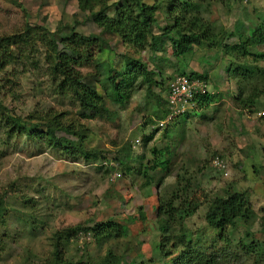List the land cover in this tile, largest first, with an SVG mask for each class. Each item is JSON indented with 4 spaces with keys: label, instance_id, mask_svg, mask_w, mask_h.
I'll list each match as a JSON object with an SVG mask.
<instances>
[{
    "label": "rangeland",
    "instance_id": "rangeland-1",
    "mask_svg": "<svg viewBox=\"0 0 264 264\" xmlns=\"http://www.w3.org/2000/svg\"><path fill=\"white\" fill-rule=\"evenodd\" d=\"M140 1L154 5L151 35L161 33L159 21L162 26L171 24L166 18L167 0ZM198 3L214 42L193 45L184 59H176L167 48L168 41L162 50L150 52L136 50L119 35L105 32L91 17L100 4L81 11L76 0H0V36L28 35V42L9 46L13 60L0 70V264H96L104 261L108 251L121 258L116 264H172L178 253L172 239L181 232L187 234L189 243L183 242L179 250L203 249L210 257L225 250L224 264H264V225L260 222L264 212V97L258 96L245 107L234 99L239 92L245 97L261 89L264 43L254 47L255 57L243 56L233 48L236 35L224 32L239 23V30H246L264 21V0ZM106 14L113 15L112 7ZM70 30L103 40L100 51L98 41L79 47L82 56L76 67L78 92L88 93L92 88L102 97L99 106L81 105L72 89L61 92L59 81L49 72L46 55L65 52L60 35ZM126 58L159 73L150 88L152 97L146 98V83L134 70L123 87L125 100H110L107 83H101L102 66L108 64L118 80ZM238 64L250 70L247 81L234 71ZM191 72H196L204 87L199 95L208 93L210 102L200 107L191 102L184 113L159 127L157 114L165 106L167 80ZM7 117L20 119L25 131L7 135L4 123L11 122ZM48 130L72 147L56 144ZM151 132L152 138L144 144L142 139ZM153 147L160 152L151 154ZM79 150L96 156L86 160ZM135 156L149 167L147 160L167 159V167L124 173V163L118 160ZM131 165L138 168L134 162ZM184 183L190 189L186 199L198 207L184 221L183 229L170 223L172 235L163 244L164 251H159L158 198L168 199ZM227 189L247 197L255 218L226 228L218 238L217 232L206 229L203 215L214 197ZM108 219L121 223L125 234L96 243L86 229ZM76 225L80 230H74ZM198 236L203 238L196 240ZM240 242L256 246L245 255L234 249Z\"/></svg>",
    "mask_w": 264,
    "mask_h": 264
},
{
    "label": "trees",
    "instance_id": "trees-1",
    "mask_svg": "<svg viewBox=\"0 0 264 264\" xmlns=\"http://www.w3.org/2000/svg\"><path fill=\"white\" fill-rule=\"evenodd\" d=\"M107 1L109 0H76V4L81 11L85 9L91 10L96 4H100V8L91 13L92 21L101 26V29H104L105 32H112L115 33V35H119L123 43L130 45L136 50L147 49L150 52L160 51L163 49L165 41H168L169 45L167 48L170 50V54L176 59H184L186 56L185 54L191 51L193 45L203 46L204 44H211L214 42V36L210 33V25L201 19L200 8L202 5L201 3H198V0H167L166 18L171 20V24L168 26H162L161 21H159L158 25H160L162 31L156 35L150 34V25L155 22L154 5L144 4L140 0H115L111 3L112 6H110L107 5ZM109 7H112L113 11V15L110 17L106 14ZM240 25L241 23H239L238 26H235L232 30L230 29L228 31H224L225 35H236L237 43L233 46V48L236 49L240 55L255 57L258 52H253L254 47L256 48L264 43V21L259 20L254 26H248L246 30H239L241 27ZM60 36V40L63 42L65 47V52L46 55V61L50 70L49 72L54 80L59 81L57 88L61 92H65L68 89L74 90L75 94H77L80 99V104L83 106L90 107L93 106L94 103L99 106L102 102V97L100 95H96L95 90L89 88L88 93L78 92V90H81L78 83L80 75L76 67L82 56L81 50L78 48L83 45L84 47H87V43L98 41V51H100L104 44L103 40L101 38L99 39L96 35L84 36L82 34L75 33L72 30H70V33L65 32V34ZM27 38L28 35L24 32L15 35L0 36V70L13 60V52L9 50V46L17 43L18 41L26 43L28 42L26 40ZM40 38L42 39L43 37L40 36ZM50 40L51 43H55L53 38ZM66 50L71 52L73 57L69 56L68 53H66ZM126 60L127 62L124 65V69L118 70L122 77L118 80L115 78L114 71L112 72L110 70L108 64L102 66L103 79L101 83L103 81L107 83L108 91H106V94L109 96L110 100L118 103L125 100L127 94L124 93L123 87L125 82L126 84L128 83L129 75H131L134 70L143 77V80L146 83V98L150 96L152 97L153 94L151 93L150 88L152 85L156 84L157 81L154 79V76H159V73L147 69V67L137 59L126 58ZM243 68L244 64H238L234 71H240L239 74L243 75L242 80L247 81L251 72L247 68ZM187 75L190 78H197L196 72H191ZM262 78L264 81V76ZM251 88L254 89L256 86ZM260 88L261 89L256 91L255 94L249 91V94L245 97L242 96V92H239L234 96V99L244 107L252 105L253 101L258 96L264 97V83ZM156 100L160 102L158 97H156ZM210 100L211 96L208 93H204L199 96L197 95V97L193 99L192 104L200 107L202 103L207 105ZM97 101H99L100 104H98ZM101 109L103 110L104 108L101 107ZM182 111L178 113H181ZM169 112L170 109L165 101L164 108L161 109L159 114H157L159 121L162 120ZM177 114L173 116L171 121ZM7 118L11 120L9 123H4L7 135L25 131L23 126L24 124L20 119ZM1 121L2 120L0 119V122ZM3 122L6 121L4 120ZM48 131L50 138L53 139L56 144L61 146L65 144L68 145V147H72L71 142L65 141L59 137H54L52 131ZM152 136L153 134L151 132L142 139V142L145 144L152 138ZM61 141L63 143H61ZM63 149L68 151L69 154H75L74 151L72 152V150H68L67 147H63ZM150 152L151 154H155L160 151L157 152V149L153 147ZM78 154L86 160L95 158L96 156V153L92 154L90 151L86 152L82 150H79ZM138 158L141 157L135 156L134 158L128 160L125 158L118 160L120 164L124 163V173H129L132 170L143 173L147 170V168L163 169L167 167V159L155 157L152 161L147 160L146 162H151V167H149V165L145 166V164L142 166L138 162ZM132 162L137 164V169L134 165H131ZM148 183L149 181L147 179L144 180L145 185ZM176 190L178 191L172 192L168 199H162L158 196V206L156 208L155 218L157 220V228L162 239V241L156 245V249L159 251H164L163 244L167 242L168 236L170 237L172 235L170 223L175 222L181 226V229H183L184 221L188 217L192 216L198 207V203L193 201L194 204L190 205L189 203L191 202V199H186V196L190 192L187 183L177 185L175 191ZM179 192L182 194L181 196L179 195ZM139 214L140 218H144L142 213ZM203 218L206 229L217 232L218 238H221L223 231L226 228L231 227L238 222L246 224L248 221H252L255 216L251 204L241 191L227 189L224 191L223 195L221 194L215 196L208 204ZM260 222H263L261 223V226H263L264 212L262 216H260ZM74 230H80V226L76 225ZM86 230L91 232V237L96 243H103L110 239H118L125 234L123 225L111 219L95 223L93 227ZM245 234L249 235L250 232L246 230ZM201 238H203V236H198L196 240ZM225 240L226 239L224 238L222 241L225 242ZM185 241L186 243H189V239L185 232H181L172 239V247L174 249H178L177 255L172 258V264H224L228 251L223 250L222 254H219V256L214 255L213 257H210L205 255L203 249L192 253L188 252V247L187 249L184 247L179 250V245ZM255 246L256 244H253L252 242H240L236 244L234 249L238 250V252L242 254L248 255L252 250H254ZM214 258L218 259L215 260ZM103 260L104 261L97 262L96 264H107L109 262L116 264L121 261V258L108 251L103 257Z\"/></svg>",
    "mask_w": 264,
    "mask_h": 264
},
{
    "label": "built area",
    "instance_id": "built-area-1",
    "mask_svg": "<svg viewBox=\"0 0 264 264\" xmlns=\"http://www.w3.org/2000/svg\"><path fill=\"white\" fill-rule=\"evenodd\" d=\"M202 88L204 87L197 78H190L184 74L171 77L165 87V101L170 112L158 122V126L170 121L175 114L189 105L197 95L203 92Z\"/></svg>",
    "mask_w": 264,
    "mask_h": 264
},
{
    "label": "clouds",
    "instance_id": "clouds-1",
    "mask_svg": "<svg viewBox=\"0 0 264 264\" xmlns=\"http://www.w3.org/2000/svg\"><path fill=\"white\" fill-rule=\"evenodd\" d=\"M163 119H164V118H163ZM163 119H162V120H163ZM160 121H161V120H160ZM158 122H159V121H158ZM157 125H158V124H157Z\"/></svg>",
    "mask_w": 264,
    "mask_h": 264
}]
</instances>
